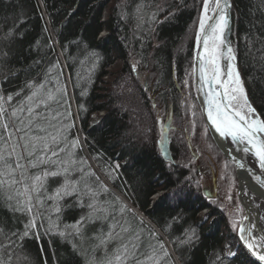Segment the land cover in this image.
Instances as JSON below:
<instances>
[{
  "label": "trees",
  "instance_id": "obj_1",
  "mask_svg": "<svg viewBox=\"0 0 264 264\" xmlns=\"http://www.w3.org/2000/svg\"><path fill=\"white\" fill-rule=\"evenodd\" d=\"M110 2L0 0V150L15 131L28 149V173L41 175L35 210L0 175V264H260L222 251L230 232L225 209L201 191L197 168L180 161L174 145L168 159L162 155L152 125L156 107L185 115L179 90L189 79L200 125L194 129H204L191 79L202 0ZM231 16V46L252 116L264 121V0H232ZM141 76L150 79L148 88ZM46 137L62 144L46 151L38 168L31 152ZM64 148L61 171L49 158ZM211 151L203 168L214 171L222 160L234 181V166ZM63 184L76 190L64 195ZM159 190L182 195L152 197Z\"/></svg>",
  "mask_w": 264,
  "mask_h": 264
},
{
  "label": "rangeland",
  "instance_id": "obj_2",
  "mask_svg": "<svg viewBox=\"0 0 264 264\" xmlns=\"http://www.w3.org/2000/svg\"><path fill=\"white\" fill-rule=\"evenodd\" d=\"M109 2H110V0H109ZM111 2H112V0H111ZM202 2H203V0H202ZM211 4H212V0H211ZM201 5H202V3H201ZM200 9H201V6H200ZM199 14H200V11L198 13L197 21L195 24L194 35H195L197 25H198V21H199ZM118 64H119V62L115 63V65L112 66V68L117 67ZM188 80L187 79L182 80L183 84L185 83V88L183 89V91H181V93H180V90L178 89L179 94H181V96H182V99L187 100L186 110H185L186 113H185V115L182 113V117L179 116V117L175 118L171 108L164 109L162 107H156V109H154L153 104H152L154 102V100H152L153 95L149 89L147 90L148 92H146L147 94H149L150 98H152V99H150L152 101L151 107H153V109L155 111L153 114L152 125L154 126L156 133H157V140H158L157 143L159 145L160 151L162 153V146L161 145L163 143L164 132H166V150H167L168 156L165 157L163 155V153H162V155L168 159L170 156V151H171L170 146L174 145L176 147V150L178 153L177 155L179 156V160L182 162L188 160V163L190 162V165L195 166L197 168V171L199 173L198 181L200 184L201 191L205 194L206 197L213 199V201L217 202L220 206H223V210L225 209V212L227 213L228 226H229L230 232L225 235L223 252L227 255H230V253H236V252L240 253L241 252L246 259L256 260L255 258L251 257L250 252L246 248L245 244L249 241V239L246 238V236L244 234L238 232L240 225L242 224L243 220L246 217V210H245V207H244L242 201L240 200V198L238 196L237 190H238V186H239V181H238V178L236 176V172H235V179L233 181L231 179L232 177L227 175L228 173H227V171H225V167H224L223 161L221 159H220L221 161H219L218 164L216 163L217 167H215L214 171L213 170L207 171L202 166L204 163L206 165H209V166L211 165V160L208 157V154H212L211 146H214L215 148H216V146L214 145V143H213L206 127H205V124H204V129L203 128L200 130L194 129L196 127L195 125H198V124H196L197 122H196V120H194V116L192 114V105L189 101L190 95L188 93V90L186 89V87H187L186 85H187ZM140 81H141L142 85L145 84L148 88V83H150L149 78L141 76ZM192 84H193V79H192ZM192 87H193V85H192ZM192 89L194 90V87ZM194 99L197 103L195 94H194ZM197 105H198V103H197ZM198 107H199V105H198ZM199 111H200V108H199ZM200 114H201V111H200ZM201 117H202V114H201ZM253 118H255V117H253ZM202 119H203V117H202ZM203 122H204V120H203ZM198 126H200V125H198ZM190 131H191V133H189ZM190 134L195 136V140H194V137L192 140V144L194 145L193 147L191 146V144L189 142V140H190L189 135ZM9 135L10 136L12 135V140L8 144L7 149L0 150V175L5 177V181L8 182L9 185H14V187L17 188L16 191L20 194V196H22L21 197L22 204L25 205L26 207H31L35 210L37 208V205H38L35 186H37V184H38L37 182L39 181L37 179V177H39V179H40L41 175L36 169H35L34 174H31V172L28 173L29 172L28 167H27L28 161L24 162V159H23L22 150L24 151V147L22 149L20 144L17 142L18 139L16 137L17 134L15 131H14V133H13V131H12V133L10 132ZM79 138H80L81 146L84 149L85 146L83 145L81 135L79 136ZM40 141H43L42 144L40 145V147L37 150L36 149L33 150L31 153L35 154L34 159H33L34 163L36 165L41 164L42 166H44L42 164L44 162V153L46 151H49V150L52 151L54 146H59L62 143H57L56 141H53L52 138H48V137H46L45 140H40ZM40 141L39 140L33 141L31 146L36 147L37 143H39ZM187 146L189 148V151H188V149H186ZM182 148H183V153L181 152ZM27 151H28V149H26L24 151V153ZM69 151H70V149H69ZM217 151L221 154V152L218 149H217ZM57 153L59 155H52L51 158H49V161L50 162L56 161V163H52L51 165L52 166H53V164L57 165V166H59L58 168L61 167V171H63L64 162L68 158L67 150L65 148L60 149L57 151ZM199 154H200V157H198ZM85 156H86L88 162L91 163L92 161L89 159V157L86 153H85ZM221 156L224 157L222 154H221ZM180 157H181V159H180ZM41 165H38L37 167L39 168V166H41ZM3 167H4V169H2ZM41 168H43V167H41ZM23 170H26L25 178H24ZM241 189H242V191H244V193L248 192L247 188L245 186H242ZM59 190H61V192H64L66 190L65 185L63 184L62 188ZM159 191H161V190H159ZM232 193H233V195H232ZM51 196H54V195H51ZM233 196L236 198V201H237V203H235V204L230 203L231 201H233ZM47 197L51 200V198L48 195H47ZM122 201L125 202V200H122ZM139 214L142 218L145 219V217L141 213H139ZM198 214L200 216L206 215L207 214V208H205V207L202 208L198 212ZM251 218H253V217L251 216ZM252 223L253 224H251V228H249V233H250V230H251V232H253L255 229H257L256 223L254 221H252ZM121 225H122L121 229H123L124 232L127 231L125 223L122 222ZM154 230L157 231L156 229H154ZM224 230L227 231V228H225ZM157 232H159V231H157ZM158 234L161 235L160 232ZM244 241H246L245 244L243 243ZM248 244H249V242H248Z\"/></svg>",
  "mask_w": 264,
  "mask_h": 264
},
{
  "label": "snow or ice",
  "instance_id": "obj_3",
  "mask_svg": "<svg viewBox=\"0 0 264 264\" xmlns=\"http://www.w3.org/2000/svg\"><path fill=\"white\" fill-rule=\"evenodd\" d=\"M209 10L213 13L222 12L220 0H215V7L211 6V0H203V12L199 17V31L196 33L197 41L202 42L204 47V53L199 55L200 79L202 82L208 83L209 87H212L214 82L223 89L222 92L214 90L209 93V119L213 121L217 131L221 135L227 133L232 135L233 139L239 138L252 143L256 147V154L260 157L262 164H264V142H258L256 139L257 133L264 132V121H261L259 118H251V114L255 112V109L248 102L243 92L239 73L235 70L234 64L230 63L227 71L224 73L227 79H221L222 73L218 64L219 58L227 55L229 61L235 60V56L231 55L232 49L230 47L227 48V53L219 50L220 45L224 43L222 36L228 25V19L225 15H220L219 17L209 16L207 14ZM213 20L216 23H211ZM103 39L104 37L101 36V40ZM228 109H231L233 116L239 118L238 121L227 115ZM245 109L247 110L246 112L244 111ZM214 112L215 115H213ZM245 150L247 151V149ZM52 175L55 176L57 173H52ZM65 188L68 189V185H65ZM75 190V187L72 186L70 190H65L64 195L70 196ZM169 195L173 198H179L182 193L180 190H173L171 193H157L156 198L162 199ZM30 226L35 227L34 222ZM26 227L29 226L26 225ZM27 234L25 232V235ZM194 238V230H191L188 233V240L190 241ZM248 248L253 250V255H256L252 244H248ZM230 255H235V253H230ZM116 259L119 260L120 257L117 256ZM259 259L264 261V254H260Z\"/></svg>",
  "mask_w": 264,
  "mask_h": 264
},
{
  "label": "water",
  "instance_id": "obj_4",
  "mask_svg": "<svg viewBox=\"0 0 264 264\" xmlns=\"http://www.w3.org/2000/svg\"><path fill=\"white\" fill-rule=\"evenodd\" d=\"M221 8L223 9L222 12L218 11L216 13H213L211 10L207 13L209 16H217L219 17L220 15H225L228 19V25L223 33L222 39L224 43L220 45V51L227 53V48H231V31H232V17H231V8H232V0H220ZM225 5H227L225 7ZM212 7H215V0H212ZM203 12V2L201 5L200 9V14ZM211 23H216L215 20L211 21ZM199 31V21L197 25V29L195 32V38H194V53H193V62H192V79H193V87H194V94L197 100V103L199 105L205 127L214 143L216 148L221 152V154L231 162V164L234 166L236 176L239 181V186H238V196L240 200L242 201L245 210H246V219H248V216H250V211L249 208L246 204L245 201L242 199V194H241V187L245 186L248 190L253 192L255 195L261 197L264 199V164H262L260 157L256 154V147L253 146L252 143L250 144L251 147H253L254 154H255V159L254 161H250L247 159L245 156H243L238 149L230 143L224 135H221L219 131H217L216 125L213 123L211 119H209L208 116V111H209V93L216 90L222 92L223 89L220 88L219 85H216L214 82L212 84V87H209L208 83L202 82L200 79V71H199V55L204 53V47L202 42H198L196 39V33ZM231 55H234L233 49ZM235 56V55H234ZM218 64L221 70V79L226 80L227 76L224 75V73L227 71L229 67V63L232 62L235 65V70L239 73V78L241 81V84L243 86V92L247 97V88H246V83L244 79L241 77L240 70L238 68V64L236 61V57L234 61H229L227 55H223L219 58ZM249 102V100H248ZM245 112L247 111L246 109L244 110ZM215 115V112L213 113ZM227 115L232 117L234 120H239L238 117L233 116V113L231 109L227 110ZM252 118V117H251ZM256 139L258 142H264V139L262 138L260 133L256 134ZM162 153L165 157L168 156L167 150H166V132H164L163 135V143H162ZM249 228L250 225L248 223V220L246 221V238H248L249 234ZM244 244L246 241L243 242ZM246 248L250 252L251 257L255 258L257 261L261 262L264 264V261H261L259 259L258 255H253V250H250L248 248V242L245 244Z\"/></svg>",
  "mask_w": 264,
  "mask_h": 264
},
{
  "label": "bare ground",
  "instance_id": "obj_5",
  "mask_svg": "<svg viewBox=\"0 0 264 264\" xmlns=\"http://www.w3.org/2000/svg\"><path fill=\"white\" fill-rule=\"evenodd\" d=\"M101 33H103V31ZM194 38H195V35L193 37L192 62H193V53H194ZM230 63H232V62H230ZM249 103H250V101H249ZM254 113H252V114H254ZM252 114H251V117H252ZM253 117H252V119L259 118L258 116H255V118H253ZM259 133L261 134L262 138L264 139V132H259ZM224 136L230 143H232L238 149V151L243 156H245L247 159H249L252 162L254 161V159H255L254 150H253V147L250 146V144L248 143L247 140H241L239 138L233 139V136L230 134H227V133H225ZM245 149H247V151ZM98 174H100V173H98ZM247 191H248L247 193H244V191L241 190V194H242L243 201H246V204L249 208L250 216H248V219L245 218L243 220L242 224L240 225L238 232L246 235V221L247 220H248V223L250 225V228H251V224H253L252 221H254L256 223L257 229H255L253 232H251V230H250V233L248 234V239H249L248 242H249V244H252L254 246V250L256 252V255L259 256L260 254H264V199L255 195L253 192H251L248 189H247ZM157 193H161V191L155 192L152 197L157 196ZM119 196L122 200H125V203L127 205L136 209L133 206V204L126 197H124L121 194H119ZM251 216L253 218H251ZM223 245H224V240H222V242L220 244L222 251H223ZM259 263L262 264L261 262H259Z\"/></svg>",
  "mask_w": 264,
  "mask_h": 264
}]
</instances>
